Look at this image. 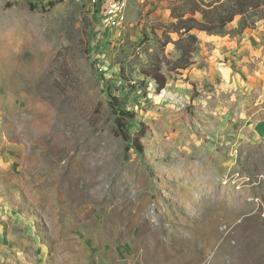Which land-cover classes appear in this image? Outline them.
I'll return each mask as SVG.
<instances>
[{
  "label": "rangeland",
  "instance_id": "rangeland-1",
  "mask_svg": "<svg viewBox=\"0 0 264 264\" xmlns=\"http://www.w3.org/2000/svg\"><path fill=\"white\" fill-rule=\"evenodd\" d=\"M202 1L0 0V264H264V7Z\"/></svg>",
  "mask_w": 264,
  "mask_h": 264
},
{
  "label": "trees",
  "instance_id": "trees-1",
  "mask_svg": "<svg viewBox=\"0 0 264 264\" xmlns=\"http://www.w3.org/2000/svg\"><path fill=\"white\" fill-rule=\"evenodd\" d=\"M51 3L53 4L54 2ZM262 7H264V0L202 1L198 3L195 9L192 10V14H195L197 11L201 12L203 21H195L199 24L200 30H207L211 32L217 29L225 28L226 25L232 22L236 16L243 15L250 9H258ZM192 28H194V26H192ZM195 37L196 36L192 34V38ZM186 54L187 52L185 50V55ZM154 78L157 80L161 89L165 87L166 78L163 74L157 73ZM111 105L116 112L115 132L126 141L127 149L135 148L142 153L144 151V144L141 138L144 134L137 135L133 138L131 132L129 131L130 122L134 118V113L129 110L122 109L114 102H112ZM128 119L130 121H128Z\"/></svg>",
  "mask_w": 264,
  "mask_h": 264
},
{
  "label": "built area",
  "instance_id": "built-area-1",
  "mask_svg": "<svg viewBox=\"0 0 264 264\" xmlns=\"http://www.w3.org/2000/svg\"><path fill=\"white\" fill-rule=\"evenodd\" d=\"M90 5L97 7L108 27L116 29L126 21V12L130 0H88Z\"/></svg>",
  "mask_w": 264,
  "mask_h": 264
},
{
  "label": "crops",
  "instance_id": "crops-1",
  "mask_svg": "<svg viewBox=\"0 0 264 264\" xmlns=\"http://www.w3.org/2000/svg\"><path fill=\"white\" fill-rule=\"evenodd\" d=\"M254 127L255 134L264 137V119L256 122Z\"/></svg>",
  "mask_w": 264,
  "mask_h": 264
}]
</instances>
